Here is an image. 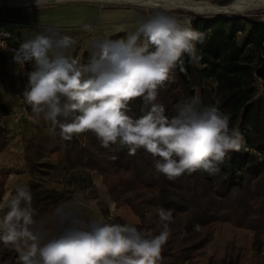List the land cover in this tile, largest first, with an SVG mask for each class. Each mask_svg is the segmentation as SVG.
Masks as SVG:
<instances>
[{
    "label": "clouds",
    "instance_id": "obj_1",
    "mask_svg": "<svg viewBox=\"0 0 264 264\" xmlns=\"http://www.w3.org/2000/svg\"><path fill=\"white\" fill-rule=\"evenodd\" d=\"M81 27L92 31L91 24ZM203 43L204 33L161 11L137 18L126 38L91 41L87 63L70 54L78 41L54 27L24 40L14 60L35 61L23 96L51 134L58 128L60 138L71 141L92 132L102 147L127 146L129 155L143 148L158 157L155 171L175 181L200 170L218 174L219 165L242 146L239 130L230 127L231 113L194 96L168 116L157 102L160 89L175 82L176 70L186 73L184 56L193 66L200 64L197 44ZM136 99L142 101L139 117L129 115ZM32 203L26 184L0 202V241L14 247L19 264H157L175 223L172 210L161 207L162 230L153 234L112 218L86 219L76 201L37 221Z\"/></svg>",
    "mask_w": 264,
    "mask_h": 264
},
{
    "label": "trees",
    "instance_id": "obj_2",
    "mask_svg": "<svg viewBox=\"0 0 264 264\" xmlns=\"http://www.w3.org/2000/svg\"><path fill=\"white\" fill-rule=\"evenodd\" d=\"M184 23L205 34V43L197 44V52L203 59L193 66L184 56L186 73L177 69L175 82L160 89L157 102L165 105L168 116L175 114L178 103L194 96L204 105L231 113L230 127L237 128L242 136L240 150L229 154L219 165L218 174L200 170L169 181L155 171L158 157L143 148L135 155H129L128 148L122 150L117 144L104 148L92 132L64 141L58 128L55 135L49 132L48 124L46 132L38 130L23 147L25 172L31 177L26 185L33 193L32 207L37 221L51 217L61 204L87 198L82 192L91 188L90 175L95 174L123 182L121 191L130 197L139 219V224L131 226L139 230L159 234L162 224L158 209L172 210L175 219L170 225L172 235L157 264H190L208 243L212 230L224 224L252 233L258 250L256 243L264 236V19L257 14L193 16ZM127 34L110 38H126ZM78 52L76 46L71 55L77 58ZM88 59L86 52L82 63ZM1 62L5 64L3 59ZM16 64L20 66L16 74L8 75L5 68L0 70V83L6 93L25 101L23 93L28 87L29 73L35 71L36 65L34 60ZM141 103L140 99L132 101L129 115L139 117ZM27 109L32 116L35 114L31 106ZM5 113L0 106V119ZM10 141L8 131L0 126V154ZM53 155L58 156V162L50 160ZM59 172L79 175L84 185L80 190L41 188L40 179ZM8 176L9 173L0 172V202ZM90 197L95 198V193ZM102 213L108 215L106 209ZM112 221L128 224L118 216ZM0 264H19L17 251L3 241H0ZM221 264L238 262L229 257Z\"/></svg>",
    "mask_w": 264,
    "mask_h": 264
},
{
    "label": "crops",
    "instance_id": "obj_3",
    "mask_svg": "<svg viewBox=\"0 0 264 264\" xmlns=\"http://www.w3.org/2000/svg\"><path fill=\"white\" fill-rule=\"evenodd\" d=\"M16 11L17 12L15 14H5L4 12L0 13V32L9 34L11 42L17 49L24 40L33 37L39 31H43L45 27H54L61 35H69L78 41L76 46H79V52L76 59L81 62L83 54L90 52L91 41L112 37L119 33L133 32L136 27V20L130 12L108 11L95 7L78 6L76 4H65L50 10ZM85 23L92 25V31L87 32L82 30L81 26ZM72 51L73 50H70V54ZM1 59L4 60L5 64L1 62ZM3 68H5L8 75H11L14 72L16 74L20 66L16 64L14 57L7 58L0 54V70ZM0 106L4 107L6 111L5 115L0 119V126L4 127L8 131L9 138L11 140L9 146L0 154V172L9 173L4 185V195L1 200L2 202L9 195L13 194L14 188L18 184H27L31 180L30 175L25 172L23 147L26 142H29L37 134L38 130L46 132L48 129V123L44 121L42 114L35 113L32 116L30 110L27 109L30 105L26 102V100H19L17 96L6 93L1 83ZM14 163L18 167L17 169L12 168ZM59 174L69 175L68 182H70L71 187L67 189L80 190L81 186L84 185H81L79 175L59 172L40 179L39 183L41 188L43 180L46 181V179L51 176ZM109 178L111 177L102 178L96 176L95 174H91V188H87L82 192V195L87 196V198L76 200V202L80 201L83 203L82 207L88 205L86 202H92L95 205V209L98 210L96 213L100 216V219H105L108 215H114L113 212L115 210V204L113 205V209H111L109 205V203H111L109 200V194L105 193V196L103 194L104 191L97 188L100 180ZM87 192L90 194L94 192L96 197H90V194H87ZM127 196L128 195H124L120 189L121 199H129L126 198ZM102 209L107 210V216L103 215ZM118 211L121 213L120 209H117V212ZM83 214L87 218H91L89 213L83 212ZM114 216L122 218L129 225L139 224V219L136 216V213L133 214L134 217L132 218V222H128L119 214H115Z\"/></svg>",
    "mask_w": 264,
    "mask_h": 264
},
{
    "label": "rangeland",
    "instance_id": "obj_4",
    "mask_svg": "<svg viewBox=\"0 0 264 264\" xmlns=\"http://www.w3.org/2000/svg\"><path fill=\"white\" fill-rule=\"evenodd\" d=\"M193 2H208L212 5L219 7H227L234 0H189ZM65 4H76L78 6L83 7H95L108 11H121V12H130L133 15V18L137 20V18H147L157 12H161L163 10L159 9H150L136 6H127V5H115V4H100V3H90V2H66V3H56L51 2L48 4H43L35 7H27V8H0V13L4 12L5 14H15L16 10H50L56 8L58 6H62ZM170 15H175L181 19L182 22H188L193 16H219V15H200L194 12L189 11H163ZM259 15L262 19H264V7L259 9H251L243 14H234L227 16H236V15ZM136 22V21H135ZM118 148L125 150L128 147L117 144ZM54 162H58L59 158L56 155L50 157ZM13 169H17V165L14 163ZM69 175H53L50 178L46 179V181H42V188L48 189H57L64 190L70 186ZM123 184L122 181L116 178H109L105 180H100L98 182L97 188L99 190L108 193L110 198V208L113 209V205L115 206V210L113 214L121 215V217L125 218L128 222H132V218L135 214V209L132 205L131 199L129 196L122 200L120 197V186ZM68 185V186H67ZM87 194H90L87 192ZM122 201V203H121ZM125 202V203H123ZM88 205L82 207V212L89 213L91 218L100 219V216L96 213L98 212L95 209V205L92 202H86ZM121 203V204H120ZM117 209H120L117 212ZM131 217V218H130ZM258 244V250L255 249L253 234L250 232H246L243 230H237L232 228L229 225H220L215 227L211 234L210 239L206 246L198 251L196 257L191 261L190 264H221L222 260H228L229 257H232L233 260H236L238 264H262L264 263V236L261 237L260 243Z\"/></svg>",
    "mask_w": 264,
    "mask_h": 264
},
{
    "label": "bare ground",
    "instance_id": "obj_5",
    "mask_svg": "<svg viewBox=\"0 0 264 264\" xmlns=\"http://www.w3.org/2000/svg\"><path fill=\"white\" fill-rule=\"evenodd\" d=\"M51 2H90L100 4H115L136 6L163 11H189L200 15H234L243 14L251 9L264 7V0H234L227 7H219L208 2H193L189 0H0V8H27Z\"/></svg>",
    "mask_w": 264,
    "mask_h": 264
},
{
    "label": "built area",
    "instance_id": "obj_6",
    "mask_svg": "<svg viewBox=\"0 0 264 264\" xmlns=\"http://www.w3.org/2000/svg\"><path fill=\"white\" fill-rule=\"evenodd\" d=\"M5 33V32H3ZM7 34V33H6ZM0 42H3V47H0V54L3 57L12 58L15 56L17 48L16 46L11 42V37L9 34L7 35H0ZM80 207L83 206V203L80 201H77ZM114 215H108L105 219L113 218Z\"/></svg>",
    "mask_w": 264,
    "mask_h": 264
},
{
    "label": "water",
    "instance_id": "obj_7",
    "mask_svg": "<svg viewBox=\"0 0 264 264\" xmlns=\"http://www.w3.org/2000/svg\"><path fill=\"white\" fill-rule=\"evenodd\" d=\"M219 16H224V15H219Z\"/></svg>",
    "mask_w": 264,
    "mask_h": 264
}]
</instances>
